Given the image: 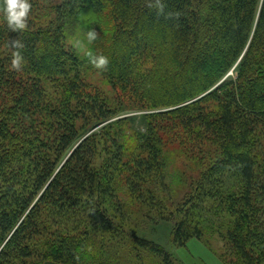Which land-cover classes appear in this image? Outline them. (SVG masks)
I'll use <instances>...</instances> for the list:
<instances>
[{
    "label": "trees",
    "instance_id": "1",
    "mask_svg": "<svg viewBox=\"0 0 264 264\" xmlns=\"http://www.w3.org/2000/svg\"><path fill=\"white\" fill-rule=\"evenodd\" d=\"M29 2L14 32L0 0V264H180L127 233L120 188L172 222L174 245L224 228L237 264H264V0ZM90 30L115 106L66 46ZM128 110L150 112L144 131ZM184 133L217 154L174 204L163 151Z\"/></svg>",
    "mask_w": 264,
    "mask_h": 264
},
{
    "label": "rangeland",
    "instance_id": "2",
    "mask_svg": "<svg viewBox=\"0 0 264 264\" xmlns=\"http://www.w3.org/2000/svg\"><path fill=\"white\" fill-rule=\"evenodd\" d=\"M47 10V9H46ZM82 42V47H77V42ZM87 40V32H77L73 36L67 37L66 46L73 47L81 56H86L90 45ZM82 70L85 81L92 87L97 89L105 98L115 106L119 100L117 93L112 89L108 81L100 74L98 69L87 64ZM233 71V70H232ZM229 72L227 76L232 78L235 76L233 72ZM148 114L150 112H143ZM142 111L128 110L122 113V117H134V129L144 131L142 121ZM129 127V126H128ZM130 129V128H129ZM126 129L124 135L130 134L131 130ZM184 139H173L164 145L163 155L166 158V165L163 174V190L164 197L167 201H174L178 204L184 194L189 190L190 182L195 179L192 174L198 176V172L205 170L207 165L216 157L217 151L214 144L196 142V137L190 133L181 134ZM195 140V141H194ZM194 141V142H193ZM198 171V172H197ZM194 175V176H195ZM191 176V177H190ZM119 199L125 204L124 212L126 220L123 225L128 234H133L141 238L147 239L167 251L173 256L175 261L180 264H237V258L225 245L222 234L225 229H216L217 232L209 231L202 239H191L184 247H178L171 240L172 222L164 219H158L153 216L154 212L145 210L141 213L133 202L130 201L128 195L123 189L118 190ZM127 211V212H126ZM218 228V227H216ZM107 241V239H103ZM108 242V241H107ZM114 253H118L116 247L113 248ZM113 252V251H112ZM119 254V253H118ZM117 254V255H118ZM120 255V254H119ZM118 255V256H119Z\"/></svg>",
    "mask_w": 264,
    "mask_h": 264
},
{
    "label": "clouds",
    "instance_id": "3",
    "mask_svg": "<svg viewBox=\"0 0 264 264\" xmlns=\"http://www.w3.org/2000/svg\"><path fill=\"white\" fill-rule=\"evenodd\" d=\"M32 5L29 0H3V13L5 15L7 26L11 31H23L28 26V17ZM99 34L95 30H90L87 33V40L89 43L95 41ZM77 47H82V42H77ZM10 47L17 49L12 53L11 69L17 72L23 68L24 60L19 49L24 47L23 43L19 40L10 41ZM89 63L96 69L105 71L109 65L108 57L104 55H93L88 52Z\"/></svg>",
    "mask_w": 264,
    "mask_h": 264
}]
</instances>
